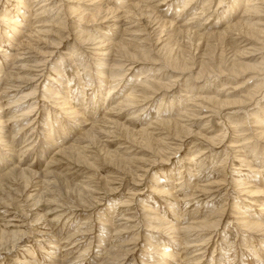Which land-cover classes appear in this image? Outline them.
<instances>
[{
    "label": "rangeland",
    "instance_id": "1",
    "mask_svg": "<svg viewBox=\"0 0 264 264\" xmlns=\"http://www.w3.org/2000/svg\"><path fill=\"white\" fill-rule=\"evenodd\" d=\"M21 1L0 0V264H264L240 223L264 217L243 191L264 190V0ZM118 41L147 57L98 53ZM90 122L130 160L61 154Z\"/></svg>",
    "mask_w": 264,
    "mask_h": 264
},
{
    "label": "bare ground",
    "instance_id": "2",
    "mask_svg": "<svg viewBox=\"0 0 264 264\" xmlns=\"http://www.w3.org/2000/svg\"><path fill=\"white\" fill-rule=\"evenodd\" d=\"M251 0H246V2L247 3H249ZM20 2H22L21 0H19V3ZM221 2V1H220ZM252 3V2H251ZM23 4V3H22ZM247 5V4H246ZM24 6V5H23ZM138 6V5H137ZM136 6V7H137ZM26 7V6H25ZM139 7V6H138ZM247 8V7H246ZM245 8V9H246ZM251 9H253L254 11H256L257 10V8L256 7H254V6H252L251 7ZM247 12H249V11H247ZM251 12H253V11H251ZM108 15V14H107ZM95 17H91V21H95V19H94ZM11 21H12V19H11ZM13 22L14 21H12V24H13ZM163 25H164V22H163ZM238 25V24H237ZM113 26V28H115V29H121V28H119V27H116V24H113L112 25ZM165 26V25H164ZM164 26H160V27H162V29H164L163 27ZM235 26V25H234ZM249 29V28H248ZM123 30V29H122ZM253 30V29H252ZM175 31V30H174ZM248 31V30H247ZM138 31H135V33H137ZM173 32V31H172ZM172 32H170V33H172ZM230 32V31H229ZM245 32H246V30H245ZM257 32V31H256ZM124 33V32H123ZM127 33V32H126ZM169 33V32H168ZM169 33V34H170ZM174 33H172V35H173ZM188 34V33H187ZM187 34H185V35H187ZM249 34V33H248ZM171 35V34H170ZM169 35V36H170ZM174 35H176V34H174ZM178 35V34H177ZM181 35V34H180ZM221 38V37H220ZM224 38V37H223ZM92 39V38H91ZM90 40V39H89ZM135 40V39H134ZM220 40V39H219ZM105 41H108V42H110L109 41V39H107V40H105ZM142 42V41H141ZM99 45V44H98ZM128 46H130L129 44H126V43H122L121 41L119 42H114V43H106L104 46H102V47H98L97 48V50L99 51L98 53H103V56H109L110 54H111V52L112 51H114L115 53H116V55L117 56H122L123 58H125V60L126 61H133V62H131L132 64L134 63L135 64V62H137V61H139V60H137L136 58H143L144 60H145V58L147 57V54H146V52H144V54H142V48H133L132 47V49L131 48H129ZM165 48V47H164ZM164 48L162 49V50H164ZM128 51H130V52H133V53H128ZM144 51H145V49H144ZM160 51H161V49H160ZM244 52V51H243ZM241 54V53H240ZM101 56V55H100ZM177 56V55H176ZM175 56V57H176ZM180 56V55H179ZM181 57V56H180ZM122 58V59H123ZM169 58V60H171L170 61V63L172 64L173 63V65L174 64H176V68H178V69H181L182 67L184 68L183 69V71L184 70H186L187 69V71L189 70L188 69V67L186 66V64H182L181 66L182 67H180V65L178 66V62H177V59H174V58H172L171 56H169L168 57ZM116 59V58H115ZM121 59V58H120ZM180 59V58H179ZM118 60V59H117ZM147 60V59H146ZM233 60H235V59H233ZM142 61V60H141ZM179 61V60H178ZM100 62H101V60H100ZM176 62V63H175ZM238 62V61H237ZM181 63V62H180ZM179 63V64H180ZM103 63H99V67H101V65H102ZM108 64V63H107ZM115 64V66H122V64L123 63H121L120 61H119V63L118 64H116V63H114ZM188 64V63H187ZM236 64V63H235ZM238 64H240V63H238ZM245 64V63H244ZM125 65V64H124ZM37 66H39V65H37ZM97 66V65H96ZM241 66H242V64H241ZM241 66H239V67H241ZM249 66V65H248ZM34 67V66H33ZM104 67H105V65H104ZM119 67V68H120ZM132 67V66H131ZM243 67V66H242ZM17 68V67H16ZM113 68V67H112ZM116 68V67H115ZM202 68H203V66H202ZM97 69V68H96ZM247 69H248V67H247ZM115 70V69H114ZM241 70H242V68H241ZM99 71V70H98ZM181 71V70H180ZM203 71H205V69L204 70H202L201 69V67H200V69H199V71H198V75H200V74H202L203 73ZM1 72V71H0ZM100 72V71H99ZM158 72V71H157ZM207 72V71H206ZM235 72V71H234ZM110 74V73H109ZM117 74V73H116ZM116 74L114 73H112L109 77H111V78H114L115 76H116ZM125 74V73H124ZM158 74V73H157ZM6 75H8V74H6ZM6 75H4L3 77H2V80H4L5 79V77H6ZM123 75V74H122ZM121 75V76H122ZM99 76V75H98ZM101 76V75H100ZM118 76V75H117ZM124 76V75H123ZM103 77V76H102ZM108 77V76H107ZM108 77V78H109ZM139 77V74H138V76H137V78ZM10 78V77H9ZM30 78V77H29ZM101 78V77H100ZM107 78V79H108ZM116 78V77H115ZM113 79V80H116V79ZM118 79H119V77H117ZM0 80H1V78H0ZM110 80V79H109ZM112 80V81H113ZM121 80V79H120ZM55 82L54 83H56V80H54ZM115 81H113V83H114ZM111 83V82H110ZM145 83V82H144ZM82 84V83H81ZM84 84V83H83ZM98 84H100V83H98ZM146 84V83H145ZM57 85V84H56ZM116 85V84H115ZM119 85V84H118ZM171 85V84H170ZM48 86V85H47ZM80 86H82V85H80ZM162 86H163V84H162ZM161 86V87H162ZM169 86V85H168ZM86 87V86H85ZM117 86H113V87H111V84H110V87L108 86V88H107V91H106V96L107 97H109L110 95H111V91H113L114 92V89L116 88ZM159 87H160V85H159ZM172 87V86H171ZM44 88V90H49L48 88L47 89H45V87H43ZM149 89H151L150 87H148ZM158 88V87H157ZM164 88H165V86H164ZM80 89V88H79ZM144 89V88H143ZM153 89V88H152ZM161 89H163V87L161 88ZM166 89H167V85H166ZM51 90V89H50ZM132 90V89H131ZM165 90V89H164ZM68 91V90H67ZM100 91V90H99ZM134 90H132L131 91V93H128V95H127V99L126 100H131L132 99V97H133V94H135L134 92H133ZM34 93V92H33ZM37 93V92H36ZM64 94H66V93H64ZM138 94V93H137ZM136 94V95H137ZM32 95V94H31ZM61 95V94H60ZM63 95V94H62ZM109 95V96H108ZM145 95V94H144ZM58 96V95H57ZM95 97V96H94ZM98 97V96H97ZM23 98V97H22ZM133 98H135V97H133ZM137 98V97H136ZM62 99H64V100H62V101H64L65 103H63L62 105H64V104H66V105H69V106H71L70 107V109H69V111L67 112V113H69V114H75V115H80L79 113V111H77L76 110V108H75V106H72L71 105V103L69 104V101H67V99H70V96L69 97H66L65 95L64 96H62ZM71 99H72V97H71ZM133 100V99H132ZM129 102V101H128ZM132 102V101H131ZM124 103V102H123ZM126 103V102H125ZM218 104H224L223 102H221L220 101V103H218ZM61 105V104H60ZM59 105V106H60ZM118 105V104H117ZM15 106V105H14ZM133 106V105H132ZM1 107V106H0ZM28 107H30V106H28ZM198 107V106H197ZM31 110V109H30ZM68 110V109H67ZM27 114L28 113H26V116H27ZM71 114V115H72ZM188 114V113H187ZM186 114V115H187ZM190 115V114H189ZM188 115V116H189ZM192 116V115H191ZM12 117V116H11ZM84 117V116H83ZM14 118V117H13ZM85 121V120H84ZM1 122V121H0ZM3 122V121H2ZM17 122V121H16ZM4 123V122H3ZM159 123H161L160 125H163V126H165V127H169V126H171V125H173V126H176V128L179 130V131H177V130H175V131H177V133H176V135H177V137H179V135H180V133H183V134H186L187 135V133H189V132H191V131H189V128L187 127V126H181L180 124H179V122H169V121H164V122H159ZM172 123H174V124H172ZM1 124V123H0ZM108 124V123H107ZM111 124V123H110ZM113 127H108V128H101L99 125H96L95 123H86V124H83V128H82V130H83V133H82V138H81V140H79L80 141V143L79 144H84L83 146H80V147H76V146H73L72 144L71 145H68L63 151H61L60 153L62 154V153H66V154H70V156L69 157H75L76 156V158L78 159V161L79 162H81V163H86L87 164V161L88 160H90L87 156H86V154H87V152H86V150H88L89 149V146H93V144L95 145V146H97L98 147V145H96L97 143H99V139H100V137L102 138V137H108V136H114V134H115V131L114 132H112V129H116V130H118L119 128V125L118 124H116V123H114L113 122ZM158 124V123H157ZM262 124V123H261ZM261 124H260V126H261ZM112 125V124H111ZM183 125V124H182ZM258 125H259V123H258ZM86 126H88V127H86ZM177 126H179V127H177ZM116 127V128H115ZM259 128H262V127H259ZM53 129V128H52ZM76 129V128H75ZM105 129H107V130H105ZM123 130H124V128H123ZM145 130V129H144ZM146 132H144V134L147 136V130H145ZM235 132L237 133L238 131H234V134H235ZM68 133V132H67ZM71 133V132H70ZM143 133V132H142ZM147 133V134H146ZM149 133H151V132H149ZM200 134V133H199ZM68 135H69V133H68ZM152 135V134H151ZM167 135V134H166ZM236 136L235 137H238L239 136V134H235ZM116 136V135H115ZM149 136H150V134H149ZM241 136V135H240ZM144 137V136H143ZM259 137L261 138V137H264V130H262L261 131V133H260V135H259ZM78 138V137H77ZM146 140L145 142H147L149 139H148V136L146 137V138H143V140ZM153 139V138H152ZM245 140V139H244ZM150 141V140H149ZM247 141V140H246ZM3 142V141H2ZM152 142V141H151ZM161 142V141H160ZM163 143V142H162ZM145 144V143H144ZM149 144H151V143H149ZM147 145V144H146ZM161 145V144H160ZM102 146V145H101ZM101 146L100 147H96L98 150L100 149V151L101 152H103V155H105L106 156V158H105V160H107V162L109 161V162H113V163H115L114 165H116V163H120V162H122V164L125 162V161H123V160H127L126 159V157L125 158H123L124 156L123 155H121V154H117V153H115V152H105V149H101ZM145 146V145H144ZM151 147V146H150ZM157 147V146H156ZM107 150V149H106ZM66 151V152H65ZM93 151V150H92ZM86 153V154H85ZM121 155V156H120ZM95 157V156H94ZM68 158V157H67ZM75 158V159H76ZM130 160V159H129ZM129 160H127V161H129ZM133 160V159H132ZM126 161V162H127ZM161 161V160H160ZM163 161V160H162ZM89 163V162H88ZM91 165H92V163H91ZM119 165V164H118ZM124 166V165H123ZM259 177V176H258ZM47 180V179H46ZM50 181V180H49ZM241 181L243 182L244 181V179L242 180L241 179ZM45 182V181H44ZM46 184H47V181L45 182ZM45 183H43V184H45ZM247 184V183H246ZM239 185H241V184H239ZM239 185H237V186H239ZM261 187H263V186H261ZM240 188V187H239ZM83 190V189H82ZM160 190H162V189H160ZM243 191L244 192H248L250 195H253V196H255V194H260V195H264V190H259V191H255V190H250V191H246V189H243ZM160 192V191H159ZM44 193V192H43ZM84 193V192H83ZM86 193V192H85ZM161 196V195H160ZM40 198H43V195H40V196H38V199L40 200V201H42ZM250 202V201H249ZM251 203V202H250ZM261 210H264V204H262V207L260 208V212H261ZM264 211H262L260 214H264L263 213ZM222 212H220V214H221ZM245 212L244 211H242V213H240V214H244ZM219 214V215H220ZM239 214V215H240ZM206 216V215H205ZM211 216V215H210ZM210 216H208V217H210ZM218 216V215H217ZM221 216V215H220ZM212 217V216H211ZM214 217V216H213ZM206 218H207V216H206ZM239 218H240V216H239ZM242 219H240V220H242V221H240V223L242 222V224H244V226L246 227V228H248V229H252V230H256V231H261V232H263L264 231V217H262L263 219L262 220H259V219H252V220H249V218L246 216H242L241 217ZM210 219V218H209ZM211 219H213V218H211ZM216 220H218V219H216ZM216 220H214V221H203L204 223L202 224V223H200L203 227H208V228H210V230L212 229V227L214 228L216 225H218L219 224V222L217 221L216 222ZM198 224H199V222H198ZM197 224V225H198ZM199 224V225H200ZM176 227V225H173L172 227H170L171 228V230H174V229H176L175 228ZM189 227V226H188ZM193 227V226H192ZM199 228H200V226H198ZM217 227V226H216ZM202 228V227H201ZM200 228V229H201ZM191 229V228H190ZM206 229V228H205ZM183 230V229H182ZM203 231H204V229H202ZM207 230V229H206ZM209 231V230H208ZM3 236V234H1V237ZM14 236H16V235H14ZM174 237V236H173ZM164 253H166V251L164 252ZM169 256V254L167 253V254H165V256Z\"/></svg>",
    "mask_w": 264,
    "mask_h": 264
}]
</instances>
